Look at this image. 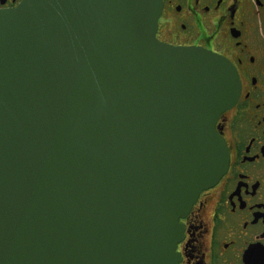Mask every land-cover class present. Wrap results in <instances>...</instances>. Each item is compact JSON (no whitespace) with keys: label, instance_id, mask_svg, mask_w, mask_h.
<instances>
[{"label":"water","instance_id":"1","mask_svg":"<svg viewBox=\"0 0 264 264\" xmlns=\"http://www.w3.org/2000/svg\"><path fill=\"white\" fill-rule=\"evenodd\" d=\"M162 0L0 11V264H178L179 220L227 172L224 57L157 38Z\"/></svg>","mask_w":264,"mask_h":264},{"label":"flooded vegetation","instance_id":"2","mask_svg":"<svg viewBox=\"0 0 264 264\" xmlns=\"http://www.w3.org/2000/svg\"><path fill=\"white\" fill-rule=\"evenodd\" d=\"M22 0H0V11ZM157 38L236 69L241 92L216 126L227 172L179 220L178 264H264V0H162Z\"/></svg>","mask_w":264,"mask_h":264}]
</instances>
